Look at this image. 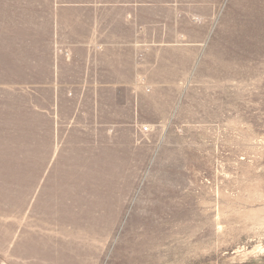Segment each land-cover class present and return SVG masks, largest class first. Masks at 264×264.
Listing matches in <instances>:
<instances>
[{
	"label": "rangeland",
	"instance_id": "rangeland-1",
	"mask_svg": "<svg viewBox=\"0 0 264 264\" xmlns=\"http://www.w3.org/2000/svg\"><path fill=\"white\" fill-rule=\"evenodd\" d=\"M0 264H264V0H0Z\"/></svg>",
	"mask_w": 264,
	"mask_h": 264
},
{
	"label": "built area",
	"instance_id": "built-area-1",
	"mask_svg": "<svg viewBox=\"0 0 264 264\" xmlns=\"http://www.w3.org/2000/svg\"><path fill=\"white\" fill-rule=\"evenodd\" d=\"M144 129H145V130H148V127L146 126Z\"/></svg>",
	"mask_w": 264,
	"mask_h": 264
}]
</instances>
